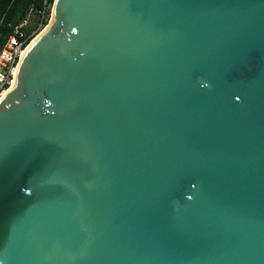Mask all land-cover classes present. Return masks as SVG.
<instances>
[{
    "label": "water",
    "instance_id": "water-1",
    "mask_svg": "<svg viewBox=\"0 0 264 264\" xmlns=\"http://www.w3.org/2000/svg\"><path fill=\"white\" fill-rule=\"evenodd\" d=\"M0 264H264V0H54L0 99Z\"/></svg>",
    "mask_w": 264,
    "mask_h": 264
},
{
    "label": "trees",
    "instance_id": "trees-1",
    "mask_svg": "<svg viewBox=\"0 0 264 264\" xmlns=\"http://www.w3.org/2000/svg\"><path fill=\"white\" fill-rule=\"evenodd\" d=\"M53 2L54 0H0V49L14 29L25 21L26 24L21 30L27 34L47 25ZM30 10H36L39 16L31 27L27 21Z\"/></svg>",
    "mask_w": 264,
    "mask_h": 264
},
{
    "label": "built area",
    "instance_id": "built-area-1",
    "mask_svg": "<svg viewBox=\"0 0 264 264\" xmlns=\"http://www.w3.org/2000/svg\"><path fill=\"white\" fill-rule=\"evenodd\" d=\"M25 24L26 21L16 27L0 49V99L13 85L19 60L27 46L43 28L35 29L27 34L21 30Z\"/></svg>",
    "mask_w": 264,
    "mask_h": 264
},
{
    "label": "rangeland",
    "instance_id": "rangeland-1",
    "mask_svg": "<svg viewBox=\"0 0 264 264\" xmlns=\"http://www.w3.org/2000/svg\"><path fill=\"white\" fill-rule=\"evenodd\" d=\"M52 8V7H51ZM50 13H51V10H50ZM39 16H38V12L36 10H30L28 12V15H27V21H28V24L29 26L31 27L33 24H35V22L38 20ZM50 20V18H49ZM48 24V23H47ZM46 26V25H45ZM44 29V27L41 29V31ZM40 31V32H41ZM39 32V33H40Z\"/></svg>",
    "mask_w": 264,
    "mask_h": 264
},
{
    "label": "bare ground",
    "instance_id": "bare-ground-1",
    "mask_svg": "<svg viewBox=\"0 0 264 264\" xmlns=\"http://www.w3.org/2000/svg\"><path fill=\"white\" fill-rule=\"evenodd\" d=\"M12 87V86H11Z\"/></svg>",
    "mask_w": 264,
    "mask_h": 264
}]
</instances>
